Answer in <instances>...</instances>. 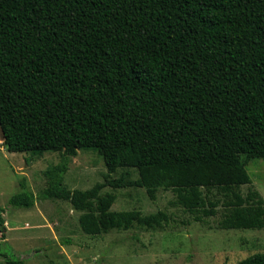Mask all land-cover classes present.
Listing matches in <instances>:
<instances>
[{
    "label": "trees",
    "instance_id": "16d2710c",
    "mask_svg": "<svg viewBox=\"0 0 264 264\" xmlns=\"http://www.w3.org/2000/svg\"><path fill=\"white\" fill-rule=\"evenodd\" d=\"M0 129L10 153L62 154L39 198L68 202L86 235L175 222L161 210L112 211L107 187L151 200L173 191L195 222L222 207L220 229H264L246 169L264 158V0H0ZM80 150L96 151L108 173L69 190ZM21 187L10 205L33 208ZM238 264H264V250Z\"/></svg>",
    "mask_w": 264,
    "mask_h": 264
},
{
    "label": "rangeland",
    "instance_id": "374dc122",
    "mask_svg": "<svg viewBox=\"0 0 264 264\" xmlns=\"http://www.w3.org/2000/svg\"><path fill=\"white\" fill-rule=\"evenodd\" d=\"M3 143L0 129V206L4 209L0 219L5 220L6 228L4 241L0 233V264H5L7 258L21 259L24 264H238L264 250V229H220L222 207L216 217L205 223L195 222L192 215L175 204V193L163 189L155 200L140 188L107 187L103 193L117 194L112 211L152 214L161 210L175 220L171 225L159 230L86 235L79 225L81 213L68 202L39 198L47 187L45 172L61 164L62 154L10 153ZM242 160L246 157L242 156ZM246 169L254 188L264 198V158L252 159ZM107 173L104 160L96 151L80 150L70 160L63 187L86 191L104 182ZM129 173L131 179L138 178L136 171ZM126 174L120 169L111 178L120 179ZM23 182L37 198L31 209L10 205L11 197L22 192ZM243 192H247V187H243Z\"/></svg>",
    "mask_w": 264,
    "mask_h": 264
}]
</instances>
